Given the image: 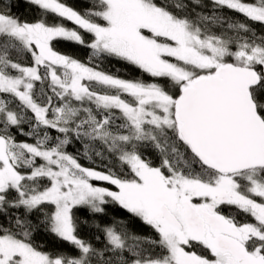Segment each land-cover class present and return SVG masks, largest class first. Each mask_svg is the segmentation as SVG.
Wrapping results in <instances>:
<instances>
[{
    "label": "snow or ice",
    "instance_id": "obj_1",
    "mask_svg": "<svg viewBox=\"0 0 264 264\" xmlns=\"http://www.w3.org/2000/svg\"><path fill=\"white\" fill-rule=\"evenodd\" d=\"M0 264H264V0H0Z\"/></svg>",
    "mask_w": 264,
    "mask_h": 264
},
{
    "label": "trees",
    "instance_id": "obj_2",
    "mask_svg": "<svg viewBox=\"0 0 264 264\" xmlns=\"http://www.w3.org/2000/svg\"><path fill=\"white\" fill-rule=\"evenodd\" d=\"M69 2L74 3L75 0H69ZM13 11L18 12L20 14H24V15H29L30 18L32 15H35L34 12H30V10L27 9L26 7H24L23 5H21L18 9H13ZM62 43L64 46L60 47L61 51L74 52L76 55L80 56L81 58H85V51L83 49H81L79 46L71 44L70 42H62ZM104 66L106 68H108L109 70H113V71L116 68L120 67L119 65H115V67H113V65L107 64V63ZM121 75H124V76L130 78V77L137 75V71L130 69V67H125L121 70ZM69 150H71V149H69ZM82 162L85 163L86 165L88 164V161H82ZM120 219H127V214L124 213L122 210H120L118 208V206H115V205L110 206V210H109V213H108L106 220L108 222H115V221L120 220ZM130 227L134 231H137V232H143V233H149L150 232V230L147 229L146 226H137L136 224H130ZM95 231L96 230L92 229V228H85L82 230L81 235L84 236L86 239H91L90 233L95 232ZM64 248L66 251H71V248L68 245H65Z\"/></svg>",
    "mask_w": 264,
    "mask_h": 264
}]
</instances>
